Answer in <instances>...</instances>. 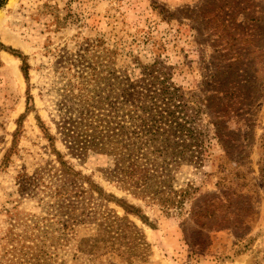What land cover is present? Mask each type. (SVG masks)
<instances>
[{"label":"rangeland","instance_id":"obj_1","mask_svg":"<svg viewBox=\"0 0 264 264\" xmlns=\"http://www.w3.org/2000/svg\"><path fill=\"white\" fill-rule=\"evenodd\" d=\"M0 44V257L16 221L45 213L40 197L19 193L18 177L55 165L50 136L102 191L90 194L95 220L52 264H264V0H7ZM153 76L179 90L203 141L202 164L176 168L171 189L149 184L164 198L191 192L180 212L124 188L104 158H73L58 133L77 117L78 96ZM221 178L244 192L233 199L234 222L200 237L192 205L218 194Z\"/></svg>","mask_w":264,"mask_h":264},{"label":"trees","instance_id":"obj_2","mask_svg":"<svg viewBox=\"0 0 264 264\" xmlns=\"http://www.w3.org/2000/svg\"><path fill=\"white\" fill-rule=\"evenodd\" d=\"M6 1L0 0V7ZM0 50H3L1 44ZM22 60L23 74L28 80L29 68L25 59ZM101 92L89 98L78 96L77 117L58 125L68 152L82 160L92 155L104 158L110 177L116 178L124 188L136 196H148L167 213L180 212L191 192H172L164 198L158 185H163L162 189L169 186L171 173L183 163L202 164L203 141L194 126L196 115H188L179 90L161 76L147 80L122 79L116 93L101 95ZM47 138L55 165H43L31 174L25 172L18 177L19 193L40 197L45 213L23 215L11 226L5 236L0 264H52L58 252L75 238L77 227L95 220L90 194H101V189L65 161L63 153L55 147V138ZM261 173L264 180V166ZM152 181L157 182V189L149 187ZM225 183L221 178L217 183L221 190L218 194L204 197L200 205L199 201L192 205L191 221L199 227L200 237L234 222L233 199H241L244 192H233ZM112 198L126 213L146 220L137 208ZM238 211H243V207L238 205ZM182 231L186 236L184 226ZM202 240L198 241L200 247Z\"/></svg>","mask_w":264,"mask_h":264}]
</instances>
